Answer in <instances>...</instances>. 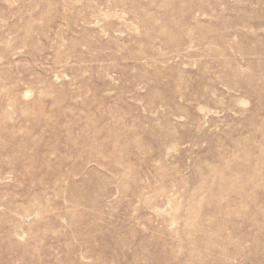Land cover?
Returning <instances> with one entry per match:
<instances>
[{
    "label": "rangeland",
    "instance_id": "1",
    "mask_svg": "<svg viewBox=\"0 0 264 264\" xmlns=\"http://www.w3.org/2000/svg\"><path fill=\"white\" fill-rule=\"evenodd\" d=\"M0 264H264V0H0Z\"/></svg>",
    "mask_w": 264,
    "mask_h": 264
},
{
    "label": "bare ground",
    "instance_id": "2",
    "mask_svg": "<svg viewBox=\"0 0 264 264\" xmlns=\"http://www.w3.org/2000/svg\"><path fill=\"white\" fill-rule=\"evenodd\" d=\"M26 92V91H25ZM26 94H27V92H26Z\"/></svg>",
    "mask_w": 264,
    "mask_h": 264
}]
</instances>
